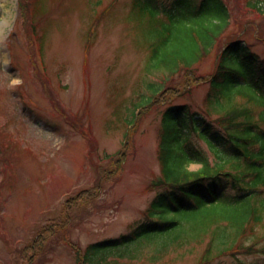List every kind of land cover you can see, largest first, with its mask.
I'll return each mask as SVG.
<instances>
[{
	"label": "rangeland",
	"instance_id": "rangeland-1",
	"mask_svg": "<svg viewBox=\"0 0 264 264\" xmlns=\"http://www.w3.org/2000/svg\"><path fill=\"white\" fill-rule=\"evenodd\" d=\"M131 1L31 0L32 23L40 39L30 46L18 22V0H0V264H27L23 247L42 224L61 214L66 197L81 189L93 192L96 185L102 187L94 198L69 210L66 230L45 241L34 264H76L71 244L85 246L130 233L144 219L143 211L157 191L151 185L161 174L158 141L166 105L140 117L139 126L129 135L126 160L109 179L104 175L114 166L111 155L125 141L126 119L147 101L152 92L148 84L163 77L162 71L147 68V52L141 46L147 42L133 27ZM254 2L264 9V0H228L237 21L231 26L242 32L262 59L264 11H253ZM37 53L62 106L52 100L51 90L47 100L38 85ZM30 58L36 60L32 65ZM199 66L209 71L211 56ZM208 87L201 84L191 97L176 103L198 109ZM194 141L207 151L201 139ZM199 167L190 163L188 168ZM262 236L264 223L249 228L238 245L250 243L260 249ZM208 238L183 248L168 246L157 258H152V244H143L134 260L116 261L197 264ZM214 263L264 264V252L225 255Z\"/></svg>",
	"mask_w": 264,
	"mask_h": 264
},
{
	"label": "trees",
	"instance_id": "trees-1",
	"mask_svg": "<svg viewBox=\"0 0 264 264\" xmlns=\"http://www.w3.org/2000/svg\"><path fill=\"white\" fill-rule=\"evenodd\" d=\"M31 4V0H18V22L30 46L40 39L34 31ZM251 8L264 11L255 2ZM129 12L133 27L147 42L141 46L150 67L162 71L163 77L148 84L152 92L147 101L126 119L125 141L111 155L114 166L104 175L109 179L126 160L129 137L140 117L166 105L158 141L161 174L151 185L156 195L133 231L84 247L71 244L76 264L134 259L143 244H152V258H157L168 246L183 248L206 235L209 238L197 264H215L221 256L256 252L253 244L237 242L249 228L264 223V57L260 59L251 50L242 32L233 30L231 23L237 25V21L228 0H132ZM34 49L31 47V55ZM209 56L210 70L203 72L199 65ZM29 60L31 65L35 61ZM36 72L46 77L39 69ZM177 77L180 82H174ZM201 84L209 87L200 108L176 103L191 97ZM194 138L201 139L207 151ZM190 163L200 167L190 170ZM101 188L99 184L93 192L83 189L65 200L61 214L42 225L23 247L27 264L36 262L34 258L48 238L66 230L69 209L94 198ZM258 250L264 251V246Z\"/></svg>",
	"mask_w": 264,
	"mask_h": 264
},
{
	"label": "bare ground",
	"instance_id": "bare-ground-1",
	"mask_svg": "<svg viewBox=\"0 0 264 264\" xmlns=\"http://www.w3.org/2000/svg\"><path fill=\"white\" fill-rule=\"evenodd\" d=\"M5 22H6V21L4 20V21L1 23V27L4 26Z\"/></svg>",
	"mask_w": 264,
	"mask_h": 264
}]
</instances>
